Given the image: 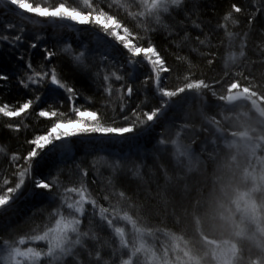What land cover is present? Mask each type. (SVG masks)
<instances>
[{"label":"snow or ice","instance_id":"snow-or-ice-1","mask_svg":"<svg viewBox=\"0 0 264 264\" xmlns=\"http://www.w3.org/2000/svg\"><path fill=\"white\" fill-rule=\"evenodd\" d=\"M5 2L9 11L27 14L25 18L37 28L49 25L58 29L66 22L93 28L121 59L101 54L97 60L87 48L54 51L31 42L29 49L40 48L42 52L39 64H34L31 54L26 59L19 51L27 42L23 27L15 34L17 26L8 24V34L0 32V52L7 44L16 56L14 72L0 65V88L14 81L28 93L15 104L0 101V117L7 118L2 127L20 133L38 126L27 122L33 118L50 123L45 132L26 141L31 146L26 155L0 145V165L16 168L11 174L16 178L14 186H8L13 184L10 177L3 180L6 191L0 194V211L7 213L14 208L17 200L26 196L29 184L31 196L44 205L27 218L34 223L29 233L20 234L11 227L0 229V264H264V72L252 75L256 62L244 63L249 32L243 33L240 49L233 51L237 34L227 31L225 24L208 27L205 32L199 5L189 7L188 0H128L126 15L139 22L141 30L113 15L112 6L105 7L107 0L99 6L84 0L87 11L64 2L48 7L31 0H0ZM258 2L260 6L251 13L232 3L224 21L235 26L238 17L233 14H244L253 26L256 14L264 13V0ZM217 28L226 30L228 50L224 55L213 51L224 44L212 45ZM157 35L178 52L189 47L209 66L222 63L224 76L215 83L230 80L226 94L205 79L194 78L196 65L188 56H176L177 61L187 64L186 74L169 65L155 42ZM261 35L264 37V29ZM258 48V62L264 66V40ZM137 68L144 73L142 80L135 75ZM173 77L177 83L169 87ZM77 81H85L87 88L78 87ZM207 92L219 102L216 106L221 112L239 110L235 119L243 130L229 131L228 116L222 123L216 115H208ZM141 94L144 99L139 98ZM89 100L100 107H87ZM194 103H199L205 121L199 126L185 111ZM65 104L70 105V112L61 110ZM177 113H184V118H178ZM17 118L19 121L13 123ZM206 124L214 126V133ZM209 134L215 138L209 140ZM94 138L128 145V150L118 155H99L108 169L107 187L111 191L101 189L107 206L89 191L90 169L83 160L70 157L47 172L40 171L45 157L70 153L78 140ZM225 150L230 158L220 163ZM212 165L221 173L219 192L214 189L193 202L195 185L191 181L202 170L206 174ZM149 172L152 179L147 182ZM225 172L230 173L227 179ZM91 183L99 181L93 178ZM131 183L137 184L136 192L128 191L126 185ZM151 183L156 185L155 197L166 206L181 197V222L190 221V238L187 231L177 235L144 220L147 202L153 198ZM145 184L141 200L140 189ZM45 213L48 222L35 223V217Z\"/></svg>","mask_w":264,"mask_h":264},{"label":"trees","instance_id":"trees-1","mask_svg":"<svg viewBox=\"0 0 264 264\" xmlns=\"http://www.w3.org/2000/svg\"><path fill=\"white\" fill-rule=\"evenodd\" d=\"M55 1L64 2L70 6L77 7L80 10H89L88 7L79 0ZM102 2L103 0H90L89 3L93 4L94 6H99ZM127 3L128 0H107L105 7L110 4L112 6L111 12L113 15L118 16V18L125 22L129 27H132L136 30H141L140 23L134 21L131 17L126 15L128 10ZM193 3L199 5L200 13L203 14L201 18L204 25L206 26L204 28L205 32L208 31V27L215 28L218 24H225L227 31L237 34L236 39L231 45V49L233 51H238L240 49V45L244 41L243 33L249 32V38L245 47V55L248 57V59L245 60L244 63L246 65H251L252 62H256L251 69L252 75L259 76L261 72H264V66L260 65L258 62V46L261 45L262 40H264V37L261 35V29H264V13L256 14V19L253 26L248 25V16L244 14H233L234 18L238 17V21L235 26H233L230 21L225 22L223 19L230 10L232 3L243 6L249 13H251L256 7L260 6L258 0H188L189 7H191ZM25 17L26 15L21 14L18 11H9V6L7 3H0V32L8 34V24H15L17 26L16 29L13 30L15 34H19V28L23 27L25 29L24 34L26 36L27 42L19 49V51L25 54L26 59L27 56L31 54L34 64H39L40 60L42 59V52L40 51V48L35 50L29 49L28 46L31 42H37L41 48L43 46H48L50 50L54 51H59L61 48L65 47L72 48L76 51L87 48L97 60H99L101 54H108L116 61H120L121 59L119 54L114 51L113 46L106 42L101 35L97 34L93 28L87 26H71L67 24L66 26L58 29H54L49 25H42L37 28L34 27L33 24ZM226 30L225 28H217L214 36L211 38L213 46L220 45L221 41L224 42L222 47L213 48L214 52H219L221 55L226 54L228 50V38L226 35ZM37 35L40 37L38 41L36 39ZM193 35H195V32H193ZM201 38H203V36H201ZM155 42L158 45L161 54L166 58L167 63L178 68L182 75L186 74L185 69L187 68V64L177 61V54L180 56H188L190 59H192L193 63L196 65V68L194 69V78L205 79V81L209 84H212L218 92L222 91L226 94L227 86L231 81L225 79L222 85L215 83L216 80H220L224 76V73L221 71L223 67L222 63H214L213 65L209 66L206 59H202L198 53L190 52L189 47L187 46L178 52L177 49L173 45H170L168 41H166L161 35H157L155 37ZM195 46V44L192 45V47ZM15 63L16 56H14L9 51V46L5 44L3 51L0 52V65H3V67L8 69L10 72H14ZM134 71L135 75L142 80L144 75L143 71L139 68L135 69ZM68 78L72 79L71 73H68ZM137 82L139 83V81ZM241 82L245 83L243 80ZM176 83L177 81L175 77H173L169 81L168 86L172 87ZM77 86H84L87 88V83L85 81H77ZM27 96L28 93L24 89L17 86L14 81L9 85L0 88V101L11 102L15 104L18 101H22L23 99L27 98ZM139 98L144 99V95L141 94ZM45 99H47V95H45ZM206 99L208 101L207 113L209 116L216 115L218 119H221L222 123H225L223 117L228 116L231 118L229 131L239 130V122L235 119L239 110H237V112H221L216 106L219 104V102L211 96L210 92H207ZM80 103H85V101L81 100ZM42 106L46 107V105ZM86 106H94L98 108L100 107V104L97 103L93 105L92 101L89 100ZM111 107L113 106H109V114H111ZM38 110L39 107L37 108V111ZM61 110L64 112H70V105L65 104ZM185 111L190 115L191 120L196 122L197 126H199L200 123L205 122L204 118L200 115L199 103H194L190 107H186ZM177 116L178 118L183 119L184 113H177ZM6 119L7 118L0 117V145H9L12 152H17L22 155H26L31 148V146L26 141L33 138V136L36 134H42L50 126V123L43 118H40L39 120L33 118L27 122L30 125L38 126L34 128L29 127L27 130H22L20 133H15L11 132L5 127H2ZM240 119L243 120L245 117L241 116ZM18 121L19 118L14 120L13 123ZM206 127L211 128L212 132L214 133V126L206 124ZM207 138L210 140L211 138L214 139L215 137L214 135L209 134ZM228 138H231V136L228 135ZM121 150L127 151L128 145L121 144L119 142L100 141L95 138L92 140H78L73 146L72 152L57 153L45 157V159L40 162V171L47 172L48 170L55 168L56 165L61 161L67 160L70 157L83 160L84 166L90 169L88 177L89 191L93 192L94 196L104 203L105 206H107V202H104L102 199L105 193L102 192L101 189L107 188L108 191H111V189L107 187V182L105 183L103 181V179H107L108 169H106L102 161L101 163L99 162V155L104 153L118 155L120 154ZM91 153H97L98 155L93 156ZM10 155L11 152L9 153V158ZM228 158L230 157L227 154V150H225V152L220 156V163H224ZM2 159L3 157H0V160ZM93 165H95L94 168ZM15 171L16 168L10 167L7 163L0 165V194H3V191H6V186L3 185V180L6 176L13 180V184L8 186H14L16 178L11 174ZM149 173L145 176V181L147 182H150L152 179ZM220 175L221 173L216 171V165L210 166L207 169L206 174L203 173V170L199 173H196L194 179L191 181V183L195 185L194 190L191 191L193 202H195V199L201 195L207 197L210 193H212L213 187H215V184L218 183V178ZM199 176H202L203 179H200ZM93 178L97 179L99 183L92 184L91 181ZM161 183H163V181H161ZM126 187L129 192L137 191L136 183L128 184ZM146 187L147 185L145 184L140 189L142 195L139 197V199L141 200H143L144 194H146ZM155 193L156 185L155 183H151V195L153 198L147 202L148 211L143 213L144 220L152 227H160L165 231L170 230L181 234L187 231L190 238V234L192 232L190 221L185 219L183 222H181V217L184 215V210L180 207V203L182 202L181 197L178 196L176 200L171 201L169 205L166 206L163 202L155 197ZM115 202L116 197L113 196V203ZM173 204L175 207L172 206ZM41 207H44L42 202L38 198L31 196V185L29 184L26 196L17 200L14 208L9 209L7 213L0 211V229L7 231L9 227H11L17 228L20 234L29 233L34 227V223L32 220H28L27 218L31 217L33 213H36ZM86 207H89L90 210V206ZM46 222H48L46 213L43 215V217L40 215L35 217V223L37 224ZM52 223H54V221H52ZM84 227L87 229V223H85ZM105 251H110V249L106 248Z\"/></svg>","mask_w":264,"mask_h":264},{"label":"rangeland","instance_id":"rangeland-1","mask_svg":"<svg viewBox=\"0 0 264 264\" xmlns=\"http://www.w3.org/2000/svg\"><path fill=\"white\" fill-rule=\"evenodd\" d=\"M79 1H81L83 4H84V0H79ZM31 2H33V3H40V4H42L43 6H48V7H53V6H55V5H57L58 3H60L61 1H55V0H31ZM89 2H90V0H89ZM6 3V2H5ZM87 6V5H86ZM73 7V6H72ZM18 11V10H17ZM19 12V11H18ZM21 13V12H20ZM22 14V13H21ZM24 15H27V14H24ZM66 24L67 25H71V26H79V25H74V24H71V22H66ZM239 130H243V129H241V128H239ZM228 138V137H227ZM213 138H211L210 140H212ZM233 138L231 137V138H228V140L229 141H231ZM221 146L223 147V142H221ZM234 151V150H233ZM262 154H264V153H262ZM241 158V164H243V162H244V156H241L240 157ZM97 159V158H96ZM101 161L102 160H99V162L101 163ZM150 174V177L152 178V173L150 172L149 173ZM224 175H225V179H227L228 178V176L230 175V173H227V172H225L224 173ZM200 177V179H203L202 178V176H199ZM150 178V179H151ZM103 181L106 183L107 182V179H103ZM216 182V181H215ZM217 183V182H216ZM216 190L217 191V193L219 192V189H220V183L218 182L217 184H215V187H213V190ZM129 227V230H130V226H128ZM170 231V230H169ZM175 232V231H174ZM176 233V232H175ZM177 235H181V233H176ZM217 235H219V233H217ZM225 238H227V233L225 234ZM165 242H167V241H165ZM245 259H247V253H245Z\"/></svg>","mask_w":264,"mask_h":264}]
</instances>
